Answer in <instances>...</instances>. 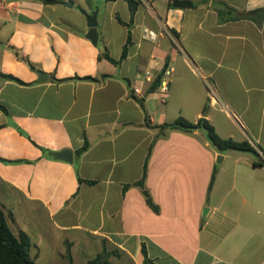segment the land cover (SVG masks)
<instances>
[{
  "label": "crops",
  "instance_id": "crops-1",
  "mask_svg": "<svg viewBox=\"0 0 264 264\" xmlns=\"http://www.w3.org/2000/svg\"><path fill=\"white\" fill-rule=\"evenodd\" d=\"M0 1V207L37 264L104 247L110 264H264V0H138L134 17L126 0ZM129 32L121 64L99 58L119 61ZM180 118L256 153L156 127ZM65 150L73 162L53 156Z\"/></svg>",
  "mask_w": 264,
  "mask_h": 264
},
{
  "label": "trees",
  "instance_id": "trees-1",
  "mask_svg": "<svg viewBox=\"0 0 264 264\" xmlns=\"http://www.w3.org/2000/svg\"><path fill=\"white\" fill-rule=\"evenodd\" d=\"M41 1L44 4H48V5L60 3V1L58 0H41ZM126 1L129 4L131 15L132 17H134V15L136 14L139 8L140 2L138 0H126ZM168 7L177 8V9H191V8H195L196 4L191 0H170ZM130 43H131V33L129 32L127 43L123 49L122 57L119 61L112 59L107 50L101 53L99 58L106 59L115 65H119L127 58L128 48ZM15 53L22 62L28 65L32 70H35V68L32 66V64L29 62L28 59L21 56L17 51H15ZM5 78L17 81L19 83H23L19 79L13 76H5ZM52 78L57 82H64L73 79L86 80V81H99L98 79L93 77L69 78L64 80H57L54 77ZM160 83H161V77L158 78L157 82L153 86V89L158 87ZM140 102L142 107L145 108L144 101L140 100ZM156 127H159L161 130L171 128V129H179L188 132L195 131L197 129H202L207 134V138L209 139L211 144L217 149V151L221 153L227 151H241V152H250L254 154L256 153V150L250 145L249 142H236L233 139L222 138L217 133L214 126L206 118H201L196 124L191 123L183 118H180L174 123L163 124L161 126H156ZM88 149H89V143L86 142L85 145L80 150L77 151V155L78 156L82 155ZM146 173H147V165H145L144 175L142 180L137 182L136 185L143 186ZM79 182L83 183L85 181L79 179ZM214 182H215V174L211 179L209 189L212 188ZM87 183L92 185L95 184V182L92 181H87ZM128 187L129 186H127L126 189ZM148 204L155 212L159 211L158 206H156L151 199H148ZM31 246H32L31 239L26 233L22 232L19 236H16L12 232L11 228L9 227L6 214L4 210L0 207V264H37L35 259H33L30 255ZM143 252L147 257L146 250L144 248H143ZM66 257L68 258L69 262L72 263L71 246L69 244H67ZM109 257L110 254L107 252L106 247H104L103 252L99 254L95 259L89 261L87 264H110Z\"/></svg>",
  "mask_w": 264,
  "mask_h": 264
},
{
  "label": "water",
  "instance_id": "water-1",
  "mask_svg": "<svg viewBox=\"0 0 264 264\" xmlns=\"http://www.w3.org/2000/svg\"><path fill=\"white\" fill-rule=\"evenodd\" d=\"M98 13H99V10L97 9L94 12H92L91 14L85 15L86 20H87V25L89 28L87 38L91 41V43L94 46H97L98 42H99V33H98V25L99 24H98V20H97ZM34 71L38 75L39 81L42 82V81L48 80L49 76L47 74H44L43 72L38 71V70H34ZM53 156L57 159L65 160V161L70 162V163L73 162V157H74L73 152L70 150H65V151H62L59 153H53Z\"/></svg>",
  "mask_w": 264,
  "mask_h": 264
},
{
  "label": "built area",
  "instance_id": "built-area-1",
  "mask_svg": "<svg viewBox=\"0 0 264 264\" xmlns=\"http://www.w3.org/2000/svg\"><path fill=\"white\" fill-rule=\"evenodd\" d=\"M0 5H3V1H0ZM148 36H150L151 38H154V33H150ZM171 72L172 71L170 69V70L166 71L164 74L166 76H170L171 75ZM161 90H162L164 96H166L168 94V92H169V82L162 81V83H161Z\"/></svg>",
  "mask_w": 264,
  "mask_h": 264
}]
</instances>
